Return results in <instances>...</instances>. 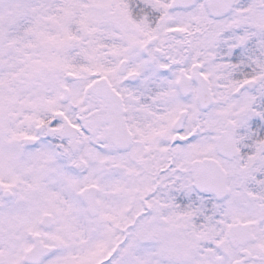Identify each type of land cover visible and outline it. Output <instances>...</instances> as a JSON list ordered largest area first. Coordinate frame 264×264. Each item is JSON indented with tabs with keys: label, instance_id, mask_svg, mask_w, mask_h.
<instances>
[{
	"label": "snow or ice",
	"instance_id": "obj_1",
	"mask_svg": "<svg viewBox=\"0 0 264 264\" xmlns=\"http://www.w3.org/2000/svg\"><path fill=\"white\" fill-rule=\"evenodd\" d=\"M0 264H264V0H0Z\"/></svg>",
	"mask_w": 264,
	"mask_h": 264
}]
</instances>
